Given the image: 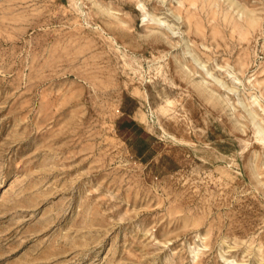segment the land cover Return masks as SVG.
Returning a JSON list of instances; mask_svg holds the SVG:
<instances>
[{"label":"rangeland","instance_id":"obj_1","mask_svg":"<svg viewBox=\"0 0 264 264\" xmlns=\"http://www.w3.org/2000/svg\"><path fill=\"white\" fill-rule=\"evenodd\" d=\"M255 127L264 0H0V264H264Z\"/></svg>","mask_w":264,"mask_h":264},{"label":"bare ground","instance_id":"obj_2","mask_svg":"<svg viewBox=\"0 0 264 264\" xmlns=\"http://www.w3.org/2000/svg\"><path fill=\"white\" fill-rule=\"evenodd\" d=\"M255 100H256V99H255ZM250 111H251V110H250ZM254 116H255V115H254ZM255 128H256V127H255ZM256 129H257V130H256L257 133L259 134L257 138L260 139V140H264V133L262 132V130H260L259 127H257Z\"/></svg>","mask_w":264,"mask_h":264}]
</instances>
